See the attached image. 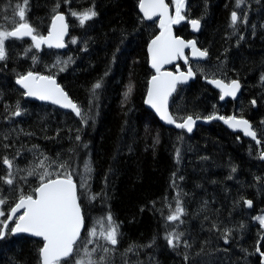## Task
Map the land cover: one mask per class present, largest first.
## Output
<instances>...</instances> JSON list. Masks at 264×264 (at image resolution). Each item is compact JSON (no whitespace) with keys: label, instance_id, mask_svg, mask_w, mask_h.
I'll list each match as a JSON object with an SVG mask.
<instances>
[{"label":"trees","instance_id":"16d2710c","mask_svg":"<svg viewBox=\"0 0 264 264\" xmlns=\"http://www.w3.org/2000/svg\"><path fill=\"white\" fill-rule=\"evenodd\" d=\"M7 2L0 0V8ZM12 2L15 3V0ZM52 3L53 0H30L29 20L42 34H46L50 23L48 14ZM93 3L99 15L93 22H88L86 28H80L78 22H74V18L68 15L67 8L61 6L60 10L65 12L69 24V45L65 51L42 48L39 50L40 62L36 65L32 64L30 58L17 57V52L30 44L29 39L7 44L10 59L7 61V70H0L3 99L10 104L14 103L22 91L15 85L11 69L23 72L31 66L34 71L55 74L57 82L69 96L86 107L87 89L107 70L121 30H125L127 40L105 78V87L96 110V122L83 135L84 140L91 142L90 156L95 165L92 184L94 192H100L105 187V173H109L106 206L102 207L97 200L92 206L86 207V213L91 217L111 211L113 219L120 226V251L130 243L147 244L155 237L154 247L140 251L141 261H144L145 254L148 256L155 251L158 264H184L182 256L170 250L164 239L165 229L173 222H166L162 218V215L166 217L169 214L165 199L171 202L172 208L175 207L173 198L177 193L171 187V180L172 173L177 172L184 177L183 181L176 179V184L185 194L181 196V201L186 209L180 231L186 232V238L190 241L195 239L192 251L200 247V241L211 239L212 247L220 249L212 254L218 259L213 264H260L254 252L255 242L261 238L259 223L253 222L251 217L262 212L264 204L262 181L255 180L256 176L264 177V163L258 157V148L264 149V125L260 123L264 120V83L259 79L264 72V29L260 27L264 24V0H247L249 19L246 26L241 25L239 28L245 35L239 45L236 44L237 37L226 35L231 33L228 24L230 12L234 10V0H207L206 14H203L204 0H186L187 18H201L197 44L209 51L206 62L198 66L208 68L216 63L217 57L225 60V74L217 75L226 80L239 79L242 89L237 99L220 103L218 92L197 73L193 81L179 88L180 95L176 96L175 103L170 99L169 107L170 112L178 117L188 114L203 116L213 110L222 115L242 114L257 131V137L262 141L259 146L238 132L226 130L219 122L198 125L191 134L163 126L144 106L147 79L153 74L147 63L146 43L158 31L156 25L145 22L138 26L141 16L137 7L138 0H70L73 9L88 8ZM253 24L256 25L254 36L251 30ZM137 27L139 30L134 31ZM188 28L186 19L175 27V33L190 38ZM73 36L92 38L87 52L80 50L83 44L79 39V47L71 43ZM225 49L228 51L225 52ZM54 54L61 57L71 55L74 63L64 72H48L44 65L52 63ZM3 64L0 62V69ZM179 64L181 69L185 68L184 64ZM130 81L134 84V91L124 103L122 93ZM252 99L257 101L255 106L250 104ZM21 104L27 109V114L4 120V107L0 103V156L4 153L2 144L5 142H15V147L8 151L10 157L16 148L23 147L22 156L17 157L20 166L32 159L31 153L27 151L32 145H39L53 158L57 153H63L70 146L69 129L73 130L71 135L74 136V129L79 127L78 118L69 111L24 97L21 98ZM57 128L61 129L59 135L56 133ZM21 129L23 131H19ZM5 133L9 134L7 141H4ZM180 136L183 137L182 142L177 139ZM154 140L158 142L154 143ZM176 147L182 149L179 165L175 160ZM230 163L236 166L235 173H231ZM3 171V166H0V173ZM230 174L232 178L228 179ZM28 181L31 186H35L31 177ZM28 190L26 185L25 191ZM241 197L253 201L251 210H246L242 201L234 206L233 202ZM204 201L209 202V212L200 211ZM162 208L163 213L157 211ZM206 215L210 216L209 221H204ZM217 216L222 221L221 228L238 225L240 221L249 226L239 243L240 247L235 239L225 244L223 240L217 241L215 233L210 235L208 228L211 220H216ZM37 240L18 235L7 243H0V264H37ZM260 242L264 245V239L261 238ZM241 247L251 253L246 259ZM225 248H228L227 252L223 251ZM208 251L206 247L205 252ZM261 251H264V246ZM135 257L129 254V261L136 260ZM115 264H123L119 254L115 257Z\"/></svg>","mask_w":264,"mask_h":264},{"label":"snow or ice","instance_id":"6c2138e0","mask_svg":"<svg viewBox=\"0 0 264 264\" xmlns=\"http://www.w3.org/2000/svg\"><path fill=\"white\" fill-rule=\"evenodd\" d=\"M67 8V13L74 17L80 28H86L88 22H93L99 13L95 9V4L88 8L73 9L70 6V0H53L49 8L48 18L50 23L47 25L46 34H42L36 26L29 20L30 0H8L0 8V62H4L2 69L7 70V61L9 57L8 43L14 41L23 42L24 38H30V44H26L22 51L17 52V57L23 56L30 58L33 65L40 62V49L47 46L48 49H65V36L69 33V24L66 21V14L61 11V6ZM170 5L174 11H170ZM137 7L139 13L138 26L151 21L156 25L158 31L151 36L146 43L147 62L150 65L153 74L147 79L146 94L144 103L154 109L155 113L162 121L175 125L177 129L186 130L187 133L193 131V126L198 120L213 121L214 119L223 121L230 129H240L246 137H251L257 146L262 144L261 139L257 138V131L253 128L251 122L242 114L219 115L213 110L208 115L188 114L178 117L169 111L170 98L175 103L176 96L180 95L179 88L186 84L190 78L199 73L210 84L219 89V99L225 97L236 98L241 90L239 79L225 80L220 78L217 73L225 74L224 68L226 61L217 57V61L211 66L215 71H208L203 66H198L194 71L189 65V57L185 54L186 49H191V57L198 58L197 64L201 60L209 57L208 49H201L197 46L194 39L185 40L181 36L175 35L173 25L180 24L187 19L192 29L199 31L201 28V18L188 19L186 16V0H138ZM208 8L207 0H204L203 14H206ZM238 10H240L238 12ZM157 19H153V18ZM249 13L247 10V0H234V10L230 12L228 27L231 29L230 36L237 37L236 44L239 45L245 39L244 32L239 31L241 25H247ZM264 29V24L260 25ZM134 29V31H138ZM252 35L256 34V25L251 26ZM78 39L83 44L82 52L88 51L89 43L92 38L87 39L73 36L72 44H78ZM127 40V33L121 30L119 42L116 44L107 70L102 73L87 89V106L75 102L57 82L55 74H43L32 70L30 66L23 72L11 69L15 77V85H18L22 91L14 103H8L3 99L4 93L0 91V103L3 104L4 120H10L12 117H21L27 114V109L22 107L21 98H35L39 101L51 102L60 108L70 110L79 121V127L74 129L75 135H71L72 129H69L70 146L63 153H57L50 157L39 145H32L27 149L31 153L32 159L28 160L24 166H20L17 157L23 154V147L16 148L14 155H8V151L15 147L12 144L3 143L4 153L0 156V166L4 171L0 173V243H7L18 234H30L32 238H38L36 249L37 264H115L117 254L122 258L123 264H144L138 257L140 251L144 248L154 247L156 238L147 244L130 243L123 251L118 248L120 241V226L113 219L110 210L102 213L100 216L90 217L86 213V207L92 206L97 200L101 206H106L107 200V176L105 173L104 185L100 192L92 190V184L95 176L94 161L90 156V141L83 139V135L89 126H93L99 108V98L105 87V78L111 69V64L115 63L119 54L122 53V45ZM228 50L225 49V52ZM183 60L185 65H189L186 71H181L179 64L175 71L167 70L166 66L172 65L174 61ZM74 63L73 56L61 57L54 54L51 64H45L48 72H64L69 65ZM264 83V72L259 77ZM134 91V84L130 81L125 91L122 93V101L127 102ZM175 94V95H174ZM183 97L181 100L183 101ZM257 101L252 99L250 104L255 106ZM215 109V105H213ZM179 121V122H178ZM261 125H264L262 120ZM19 131H23L22 129ZM61 129L57 128L59 135ZM19 134V133H18ZM31 136L32 133H26ZM55 137H46L53 139ZM9 139V134H4V141ZM178 141L183 140L180 136ZM239 139V137H237ZM158 141L154 140V143ZM251 154V148L249 149ZM258 157L264 161V149L258 148ZM182 159V149L176 147L175 160L177 165ZM201 159H207L202 157ZM231 173H235L237 168L230 163ZM111 171V170H109ZM35 181V186L29 184L28 178ZM171 187L176 190V196L173 198L175 207L172 208L171 202L165 199L164 203L168 208L169 214L162 218L166 222H173L164 231V239L168 248L175 251L178 256H182L184 264H213L212 261H204L202 257L210 255L213 252L220 251L212 247V240L205 239L200 241V247L192 251L195 246V239L186 238V232L180 231V226L184 224L183 216L186 209L182 204L181 196L185 195L176 184V179L184 180L177 172L172 173ZM231 174L228 179H231ZM256 181L264 180V177L256 176ZM29 190L25 191V186ZM264 187V184H262ZM249 208L253 206V201L241 197L233 202L234 206L240 204ZM143 210V208H141ZM161 211L162 209H157ZM201 212H209V202L204 201L200 207ZM210 216H204V221H209ZM253 222L258 221V232L264 239V213L252 216ZM222 221L217 216L216 220H211L208 232L215 233L217 241L223 240L228 244L230 240L235 239L237 246L243 238L244 233L249 226L244 221L238 225L220 227ZM254 226V225H253ZM170 228V230H168ZM260 240L255 242L254 252L258 253L260 264H264V251H261ZM209 251L205 252V248ZM183 248L181 252L180 249ZM244 258L251 255L246 248L241 247ZM227 252L228 249H223ZM129 254L135 255L136 260L129 261Z\"/></svg>","mask_w":264,"mask_h":264},{"label":"bare ground","instance_id":"6f19581e","mask_svg":"<svg viewBox=\"0 0 264 264\" xmlns=\"http://www.w3.org/2000/svg\"><path fill=\"white\" fill-rule=\"evenodd\" d=\"M168 3H170V0H166ZM170 10H172V11H174V7H172L171 5H170ZM139 12V11H138ZM140 15H142V13H140ZM157 19V18H156ZM155 20V19H154ZM185 21V20H184ZM184 21H182L180 24H182ZM148 22H151V21H148ZM188 23V22H187ZM180 24H178V25H175L174 26V32H175V27H177V26H179ZM202 24V23H201ZM188 29H189V33H190V35H191V37L190 38H184V37H182L183 39H185V40H188V39H194V40H196L197 41V39H198V36H199V33H200V30H201V28H200V30L199 31H197V32H192V30H191V25L188 23ZM175 35H176V33H175ZM179 36V35H178ZM67 38L68 37H66V39H65V45H66V48L63 50V51H65L66 49H67V46L69 45V43H67ZM24 39H29L30 40V38H24ZM11 44V43H10ZM68 44V45H67ZM16 45H18V44H16ZM15 45V46H16ZM197 46H198V44H197ZM45 46H42V48H44ZM199 47V46H198ZM12 48V47H11ZM24 48V47H23ZM41 48V49H42ZM45 48H47V47H45ZM14 49V48H13ZM16 49V48H15ZM20 49V48H19ZM21 49H22V46H21ZM40 49V50H41ZM202 49V48H201ZM10 50V49H9ZM54 50H56V51H62V50H57V49H54ZM21 51V50H20ZM185 54L189 57V65L190 66H192L193 67V70L195 71L196 70V66H198V64H197V59H195V58H192V57H190V49H186L185 50ZM182 63V64H184L185 65V63H184V61L183 60H177V62L174 64V65H172V66H170V67H167V70H170V71H175V67H176V65L177 64H179V63ZM205 62V60H201V62H200V64H203ZM148 63V62H147ZM189 65H185V68L184 69H181L180 68V70L181 71H186V69H187V67L189 66ZM148 66H149V68H150V65L148 64ZM179 66H180V64H179ZM150 70H151V68H150ZM152 72H153V70H152ZM195 79V77H193V78H191L188 82H186V84L185 85H183V86H187L191 81H193ZM225 79V78H224ZM226 80V79H225ZM206 83L207 84H209L214 90H216L217 92H218V94H219V91L217 90V89H215L210 83H208V81L206 80ZM17 86V85H16ZM18 87V86H17ZM19 88V87H18ZM147 88V87H146ZM241 89H242V87H241ZM240 92H241V90L238 92V95H237V97L236 98H234V99H232V98H225L223 101H221L220 99H219V101H220V103H224L226 100H235V99H237L238 97H239V95H240ZM146 94V93H145ZM25 98V97H24ZM27 99V98H26ZM171 99V98H170ZM35 101V100H34ZM37 102V101H36ZM43 104H46V103H43ZM48 105H50V104H48ZM51 106H53V105H51ZM144 106H145V108L147 109V110H149L154 116H155V118L159 121V119L157 118V115H156V113L151 109V108H149L148 106H146V104L144 103ZM64 111H67V110H64ZM69 112H70V110H68ZM169 111H170V108H169ZM73 114V113H72ZM218 114H219V112H218ZM74 115V114H73ZM219 115H222V114H219ZM228 115V114H227ZM246 118V117H245ZM160 122V121H159ZM179 122V121H178ZM212 122H219V121H211L210 123H212ZM161 123V122H160ZM209 123V124H210ZM220 124H222L221 122H219ZM27 124V123H26ZM162 124V123H161ZM163 126H166V125H164V124H162ZM198 125H202V124H197L196 126H195V128L198 126ZM208 125V124H207ZM223 125V124H222ZM224 126V125H223ZM166 127H171V128H173V129H176V130H180V129H177V128H174V127H172V126H166ZM225 127V126H224ZM195 128L193 129V131L195 130ZM226 128V130H228V131H230V132H233V133H240L243 137H245V138H247V139H249V140H251V141H253L251 138H249V137H246V136H244V134H243V132H241V131H232V130H230V129H228L227 127H225ZM182 131H184L185 133H187L185 130H182ZM192 131V132H193ZM191 132V133H192ZM191 133H187V134H191ZM258 138V137H257ZM52 141V140H51ZM253 142H255V141H253ZM54 143V142H53ZM261 160V159H260ZM261 162H263L264 163V161H261ZM262 184H264V180H262ZM264 188V187H263ZM253 207V206H252ZM252 207L251 208H246V206H245V208H246V210H251L252 209ZM262 211L264 212V204H263V207H262ZM260 241H261V238H260ZM240 242H242V239H241V241ZM239 242V243H240ZM230 243V242H229ZM220 244V243H219ZM231 244H232V242H231ZM241 244V243H240ZM219 246V245H218ZM220 246H222V245H220ZM241 246V245H240ZM239 246V247H240ZM231 247V246H230ZM228 249V248H227ZM234 249V248H233ZM235 250V249H234ZM238 251V250H237ZM5 252V251H4ZM223 252V251H222ZM232 253V252H231ZM225 255V254H224ZM228 255H230V254H228ZM256 255H259L258 253H256ZM226 256V255H225ZM140 257H142V256H140ZM145 258V257H144ZM230 258V257H229ZM228 258V259H229ZM3 259V258H2ZM1 259V260H2ZM137 259V258H136ZM224 259V258H223ZM156 260H157V258H156ZM218 260V259H217ZM230 260V259H229ZM242 260V259H241ZM232 261V260H231ZM239 261V260H238ZM216 263V262H215ZM224 263V262H223ZM232 263V262H231Z\"/></svg>","mask_w":264,"mask_h":264},{"label":"water","instance_id":"95a60500","mask_svg":"<svg viewBox=\"0 0 264 264\" xmlns=\"http://www.w3.org/2000/svg\"><path fill=\"white\" fill-rule=\"evenodd\" d=\"M165 2H166V0H165ZM167 3V2H166ZM171 11V10H170ZM153 19H156L155 17L153 18ZM66 21H67V19H66ZM182 22V21H181ZM180 22V23H181ZM68 23V22H67ZM174 26L175 25H173V32H174ZM191 30H192V32H197V31H195V30H193L192 29V27H191ZM69 34V33H68ZM68 34H66V36H65V39H66V37H68ZM174 34H175V32H174ZM66 44V43H65ZM45 47H47V46H45ZM66 48V47H65ZM58 50H64V49H58ZM190 53H191V49H190ZM190 57H191V54H190ZM193 58V57H192ZM195 59H198V58H195ZM177 61H174L173 62V64L172 65H174L175 63H176ZM172 65H168V66H166V68L167 67H170V66H172ZM175 70H176V67H175ZM170 71V70H169ZM191 79V78H190ZM188 82V81H187ZM209 83V82H208ZM212 85V84H211ZM18 86V85H17ZM215 89H217L218 91H219V89L218 88H216L214 85H212ZM19 87V86H18ZM22 90V89H21ZM237 95H238V93H237ZM25 98H27V99H29V100H35V101H37V102H39V103H46V104H50V105H53L51 102H45V101H39V100H37V99H35V98H29V97H25ZM225 98H232V97H225ZM232 99H234V98H232ZM221 101H223V100H221ZM53 106H55V107H57V108H59V109H61V110H66V109H63V108H60L59 106H57V105H53ZM146 106H148L149 108H151L149 105H146ZM153 111H154V109H152ZM68 111V110H67ZM155 112V111H154ZM157 115V114H156ZM157 118L159 119V121L162 123V124H164V125H166V126H172V127H174V128H176L175 127V125H171V124H168V123H166L165 121H162L160 118H159V116L157 115ZM213 121H219V120H216V119H214ZM211 121H203V120H198V121H196V123L194 124V126H193V129L195 128V126L197 125V124H202V125H207V124H209ZM219 122H221L225 127H227L228 129H230L227 125H225L224 123H223V121H219ZM230 130H232V131H241V132H243L242 130H240V129H236V130H233V129H230ZM186 131V130H185ZM244 134V133H243ZM245 136V135H244ZM249 138H251V137H249ZM252 139V138H251ZM262 161V160H261ZM246 208H248L249 209V207L248 206H246ZM251 208V207H250ZM18 235H24V236H28V237H31L30 236V234H18ZM17 235V236H18Z\"/></svg>","mask_w":264,"mask_h":264},{"label":"rangeland","instance_id":"374dc122","mask_svg":"<svg viewBox=\"0 0 264 264\" xmlns=\"http://www.w3.org/2000/svg\"><path fill=\"white\" fill-rule=\"evenodd\" d=\"M72 18H74V17H72ZM74 22H77L76 21V19L74 18ZM196 69H197V66H196ZM206 70H208V71H213L214 69H212L211 68V66L210 67H208V68H206ZM261 213H264L263 211L262 212H258L256 215H258V214H261ZM255 215V216H256ZM92 217V216H91ZM258 222V221H257ZM213 253H211L210 255H206V256H204V257H202V259L204 260V261H212V262H215L217 259H216V256H213L212 255ZM130 255H132V254H130ZM148 255V254H147ZM133 256V255H132ZM137 257H135V259H136ZM138 258H140V257H138ZM156 254H155V251L153 252V254H151V253H149V255L148 256H146V254H145V259H144V264H158V262H157V260H156Z\"/></svg>","mask_w":264,"mask_h":264},{"label":"flooded vegetation","instance_id":"af4514ba","mask_svg":"<svg viewBox=\"0 0 264 264\" xmlns=\"http://www.w3.org/2000/svg\"><path fill=\"white\" fill-rule=\"evenodd\" d=\"M207 59H208V58H207ZM207 59H206V60H207ZM205 62H206V61H205ZM205 62H204V63H205ZM204 63H203V64H204Z\"/></svg>","mask_w":264,"mask_h":264}]
</instances>
